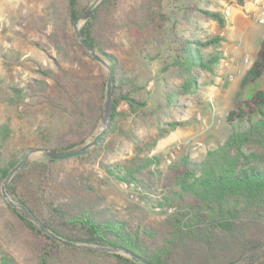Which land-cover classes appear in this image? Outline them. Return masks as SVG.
Segmentation results:
<instances>
[{"label":"trees","instance_id":"1","mask_svg":"<svg viewBox=\"0 0 264 264\" xmlns=\"http://www.w3.org/2000/svg\"><path fill=\"white\" fill-rule=\"evenodd\" d=\"M237 1L244 4L246 0ZM177 2L184 10L187 25L182 32L175 30L158 70L159 105L165 113L161 116L163 124L157 135L141 138L134 134L133 126L126 128L121 121L136 116L146 105L139 97L146 87L127 72L113 51L125 47L126 42L133 43L129 36L133 29L149 30L160 19L170 21L168 9L175 8ZM212 2L106 0L90 18L82 21L84 38L112 65L115 82L113 113L107 132L86 154L74 159L98 163L110 178L129 186L134 184L139 200L153 208L173 211L160 225L126 217L107 202L94 179L83 171L55 172L51 165L61 160L48 156L45 160L29 159L7 189L56 234L70 241L123 248L153 264H264V85L227 111L225 120L230 130L225 139L207 147L202 154L178 151L177 158L164 167L161 157L151 154L159 139L184 125L181 118L171 119L172 114H185L191 107L190 101L202 102V92L215 82L225 58L221 45L227 15L212 9ZM85 8L80 0H50L45 17L37 27L61 52L70 39L74 21ZM197 16L216 21L221 29L219 34L202 38L203 29ZM71 36L78 49L90 55L74 31ZM137 40L141 41L139 37ZM148 57L155 59L156 55ZM56 64L60 66L58 60ZM59 70L39 68L42 76L54 78L53 85L37 78L25 86L12 84L11 89L17 98L30 91H51L67 108L72 106V122L77 133L61 145L53 146L71 151L95 136V126L88 118L86 90L83 92V87V93L76 90L78 84L82 85L80 79L64 69ZM261 78L264 79V44L261 56L254 59L242 77L240 89ZM105 82L106 77L101 81L99 107L104 99ZM122 103H127L128 110L119 109ZM82 130L86 133L80 135ZM10 134V125L1 124L0 141ZM124 138L134 145L133 153L108 159L111 152L125 151ZM22 153L18 151L5 157L0 152V186ZM100 156L105 158L101 160ZM35 172L39 175L36 191L39 209L17 189L23 173ZM7 207L28 231L45 240L36 264H145L121 252L68 247L44 233L23 211L9 204ZM0 264H19L3 244H0Z\"/></svg>","mask_w":264,"mask_h":264},{"label":"rangeland","instance_id":"2","mask_svg":"<svg viewBox=\"0 0 264 264\" xmlns=\"http://www.w3.org/2000/svg\"><path fill=\"white\" fill-rule=\"evenodd\" d=\"M97 1L80 0L86 7ZM49 3L50 0H0V19H7L8 23L1 32L0 40V125L8 123L11 127L10 136L0 141V152L5 157L18 151H22L24 155L31 147L53 148L77 133L72 122V106L67 108L65 103L56 100L51 91H30L20 98L14 95L12 84L25 86L28 81L37 78L46 80L50 85L55 83L54 78L44 77L39 73L40 67L53 68L57 72L64 69L79 78L82 85H75L76 90L79 93L86 90L88 118L95 126V135L102 128L104 99L99 107L98 98L101 81L105 77L107 81L108 69L91 54H84L78 49L71 36L72 31L76 34L74 27L70 30V39L61 52L57 51L55 44L37 27L45 17ZM237 4V0H213L210 7L224 11L225 7L230 6L234 11V8L238 7ZM178 5L179 2L175 8L168 9L172 16L170 21L160 19L149 30L133 29L129 33L133 43L126 42L125 47L113 51L124 63L127 72L146 87L139 94L146 105L136 116L132 115L121 121V125L126 128L133 126L134 134L141 138L148 134L157 135L159 127L163 124L161 116L165 113L159 105L161 83L158 80V70L162 65V57L168 52L169 41L175 37L176 31L182 32L187 25L184 10ZM242 9L246 14V21L240 19L235 12L227 16V26L223 29L225 39L221 45L225 58L219 67L215 82L202 92V102L190 101L191 107L185 114H172L171 119L181 118L184 125L159 139L151 150V154L161 157L163 167L168 164L166 158L174 147L180 153L189 150L193 155H200L207 147L223 141L230 130V125L225 120L227 111L238 100L249 97L257 87L264 85V79L261 78L255 84L240 89L241 79L256 58L255 51L264 39V21H260L264 19V13L257 17L245 6ZM197 19L203 29L200 32L202 38L214 33L219 34L221 29L216 21H206L199 16ZM81 23L82 21L80 25ZM159 53L162 55L158 56ZM149 54L156 55V58L148 57ZM56 60L60 66H57ZM27 98L29 100L26 101ZM119 109L128 110L127 103H122ZM79 133L83 135L86 130ZM93 138L94 136L88 138L86 142ZM123 140L125 151L120 154L111 152L107 155L108 159L133 153L134 145L131 141L127 138ZM45 156L44 152H34L27 160H45ZM104 158L100 156L101 160ZM51 168L60 173L81 170L88 174L103 191L107 202L126 217L141 218L153 225H160L166 219L164 214L167 210L153 208L139 200L134 184L129 186L126 182L110 178L98 163L88 159L80 161L72 157L52 163ZM38 184L39 175L35 172L23 173L17 185L18 191L29 197L37 209L40 207L39 195L36 192ZM8 193L10 194L9 191ZM10 196L12 197L11 194ZM7 204L9 203L3 198L0 186V244L9 249L19 264L38 263L42 247L46 245L45 240L28 231L9 210Z\"/></svg>","mask_w":264,"mask_h":264},{"label":"water","instance_id":"3","mask_svg":"<svg viewBox=\"0 0 264 264\" xmlns=\"http://www.w3.org/2000/svg\"><path fill=\"white\" fill-rule=\"evenodd\" d=\"M106 0H98L94 4H91L90 6L86 7L80 15L77 17V19L74 21L73 27L76 32V36L78 40L82 43V45L87 49V51L100 63H102L109 72L106 86H105V98L102 108V114H101V120H102V128L101 130L94 136L93 139L83 144L81 147H79L76 150L71 151H63L58 150L54 148H40V147H31L29 148L21 160L9 171L8 175L4 179V181L1 184V192L3 195V198L15 209L18 211H23L29 219H31L33 222L39 225L41 230L48 234L50 237L54 238L55 240L63 243L64 245L72 248L77 249H88V250H99V251H110V252H121L124 254H127L131 256L133 259L137 261H141L145 264H153L145 260L144 258L137 256L136 254L123 249L119 247L114 246H103V245H96V244H90V243H80L75 241H70L58 234H56L54 231H52L30 208H28L26 205L22 204L21 202L13 199L10 194L7 191V184L12 179L14 174L23 166V164L26 162L28 157L34 153V152H44L46 156L53 158V159H67L72 157H77L83 154H86L90 148L95 146L101 138L105 135V133L108 130V127L110 125L111 116L113 113V93H114V82H115V75H114V68L109 63L107 59L102 57L96 50V48L89 43L83 36L81 32L80 22L83 20H86L90 18L105 2Z\"/></svg>","mask_w":264,"mask_h":264},{"label":"crops","instance_id":"4","mask_svg":"<svg viewBox=\"0 0 264 264\" xmlns=\"http://www.w3.org/2000/svg\"><path fill=\"white\" fill-rule=\"evenodd\" d=\"M238 7L234 8V11L231 7V12H235L240 19L246 21V14L243 12V7L245 6L247 10L252 11L257 17L261 16L264 13V0H246L243 5L237 4ZM264 39L262 43L258 46L257 50L255 51L256 57L261 56V50L263 48ZM255 58V57H254Z\"/></svg>","mask_w":264,"mask_h":264},{"label":"built area","instance_id":"5","mask_svg":"<svg viewBox=\"0 0 264 264\" xmlns=\"http://www.w3.org/2000/svg\"><path fill=\"white\" fill-rule=\"evenodd\" d=\"M254 1V0H253ZM224 12L225 14L228 16L230 13H231V7L230 6H227L225 7L224 9ZM6 20V21H5ZM261 22L264 21V19H260ZM7 19H0V40H1V32L4 30L5 26L7 25ZM224 32H222L223 34ZM246 61H248V58L246 59ZM225 64H228V62H225ZM29 100L28 98L26 99V101ZM177 155H178V149H176V147L172 148L170 151H169V154L166 158V162L169 164L171 163L172 161H174L176 158H177ZM173 209H169L165 214L164 216L166 217L168 213L172 212Z\"/></svg>","mask_w":264,"mask_h":264}]
</instances>
